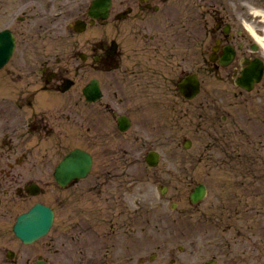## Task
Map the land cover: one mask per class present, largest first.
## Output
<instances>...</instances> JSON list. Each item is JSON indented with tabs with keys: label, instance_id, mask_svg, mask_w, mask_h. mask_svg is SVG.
<instances>
[{
	"label": "flooded vegetation",
	"instance_id": "af4514ba",
	"mask_svg": "<svg viewBox=\"0 0 264 264\" xmlns=\"http://www.w3.org/2000/svg\"><path fill=\"white\" fill-rule=\"evenodd\" d=\"M91 2L79 1L77 14L65 22L68 0H23L24 13H31L16 15L14 20L39 21L34 39H29L33 54L29 56L28 48L23 52V60L29 64L25 78L14 60L25 33L3 26L11 29L16 44L12 57L0 69V87L9 88L0 89V222L10 223L9 230L0 228V264H35L38 259L48 264H134L127 251L128 233L122 236L127 243L120 253L114 238L109 246L96 249L95 245L105 243L103 239L114 232L116 221L125 227L131 222L121 218L127 214L120 215L118 204L127 200L131 188L128 165L136 156L133 151L138 150L150 168V151L161 152L155 143L145 148L147 142L160 140L156 136L148 139L142 135L143 129L159 131L163 123L158 119L164 115L166 103L174 110L164 119L161 131L169 122L175 123L180 116L178 105L208 89L205 81L213 77L215 69L224 71L244 92H264V0H110L105 17L89 14ZM11 3L20 8V3ZM183 14L187 15L185 23ZM192 14L195 19L200 15L206 27L200 37L197 24L187 25ZM186 26L194 30L190 36L194 44L187 48L193 56L187 57L196 67L177 74L175 69L181 65L176 58L169 59L155 74L159 75L158 85L152 80L149 86L150 72H156L157 64L173 50L171 42L188 30ZM43 29L45 37H37ZM87 32L91 33L85 35ZM169 71L173 74L168 75ZM9 82L16 86L12 89ZM194 89H199L197 94H186ZM7 91L10 96L4 95ZM105 141L114 145L106 147L102 145ZM92 145L98 148L99 157ZM75 150L91 155L87 172L83 157ZM118 161L122 166L118 167ZM87 182L98 190L97 195L106 190L110 205L104 203L109 211L104 219L113 227L107 236L87 230L90 217L70 223L75 203H90L83 195ZM47 195L58 197L59 203L50 202ZM35 203L48 205L55 215L52 228L57 232L50 234L51 228L42 239L46 254L31 249L38 241L24 243L13 230L12 220ZM59 214H65L60 227L56 226ZM94 232L97 243L91 236ZM69 238L75 241L64 240ZM143 261L139 257L137 264Z\"/></svg>",
	"mask_w": 264,
	"mask_h": 264
},
{
	"label": "rangeland",
	"instance_id": "374dc122",
	"mask_svg": "<svg viewBox=\"0 0 264 264\" xmlns=\"http://www.w3.org/2000/svg\"><path fill=\"white\" fill-rule=\"evenodd\" d=\"M12 1L20 3V8L15 9ZM68 1L70 9L65 22L77 14L76 5L81 0ZM0 5L6 7L0 8V28L11 25L25 33V40H21L14 59L17 68H21L20 76L25 78L29 64L23 60V52L28 48L29 56L33 54L31 40L35 37L39 21L27 18L17 23L14 20L16 15L29 16L31 13H24L23 0H0ZM198 16L199 19H195L196 15L192 14V20H187V25L188 22L197 24L195 28L200 37L206 27ZM186 18L187 15L183 14L182 23L186 22ZM193 33L190 26L171 42L173 50L168 51V55L157 64L155 73L150 72L149 86L152 80L154 86L158 85L156 80L159 75L155 74L165 67L169 59L176 58V64L181 65L175 69L177 74L196 67L187 57L193 56L189 54L191 50H187L194 44L190 37ZM39 36L45 37V29ZM47 39H55V36H47ZM200 41H197L199 45ZM163 48L166 51L168 47L164 45ZM171 74L173 72L169 71L168 75ZM10 80L14 81L15 77L10 76ZM9 83L12 89L16 86ZM205 83L209 88L202 89L193 100L183 99L180 104L176 103L179 104L180 116L175 123L169 122L164 132L161 131L162 126L174 110L171 104L166 103L164 115L158 119L160 124L163 123L159 131L144 126L147 131L143 129L142 135L148 139L156 136L160 140L147 142L145 148L155 143L161 149V160L155 168L146 167L144 158L137 154L140 152L133 151L136 156L128 165L131 188L126 193L127 200L118 204L120 215L127 214L121 218L131 222L125 227L123 222L116 221L114 232L103 239L105 243L98 244L94 234L97 231L102 237L112 231L111 221L104 219L109 213L107 206L110 203L105 199V189L97 195L98 190H92L87 182L83 195L90 203L76 202L71 209L70 223L76 224L78 220L90 217L87 230H95L91 236L96 240V249L98 245L109 246L111 238H114L120 253L127 243L122 236L128 233L131 238L127 251L134 257V264L139 257L144 258L143 264H204L213 257L217 258V264H264V92L258 95L256 90L244 92L233 85L230 76L218 69ZM4 95L10 96L8 91ZM88 111L86 108L85 112ZM139 134L136 133L135 137ZM184 138L192 140L187 148L183 146ZM104 144L109 147L114 142L105 141ZM91 149L99 157L98 148L92 145ZM117 164L122 166L121 161ZM200 181L207 184L208 193L202 201L194 204L189 199V193ZM164 186L166 191L161 193ZM62 196L65 197V193ZM46 197L50 202L55 200L59 203L56 196ZM174 201L175 207H172ZM64 215L59 214L56 218V226H61ZM96 217L98 220L94 222ZM8 227L9 222H0V228L9 230ZM56 232L52 228L50 234ZM103 232L105 234H101ZM64 240L75 241L71 238ZM41 241L31 245V249L46 254V246ZM151 253L156 256L149 260Z\"/></svg>",
	"mask_w": 264,
	"mask_h": 264
},
{
	"label": "water",
	"instance_id": "95a60500",
	"mask_svg": "<svg viewBox=\"0 0 264 264\" xmlns=\"http://www.w3.org/2000/svg\"><path fill=\"white\" fill-rule=\"evenodd\" d=\"M10 45L11 42L9 40H7L6 45V43L3 42V39L0 38V65L6 61L11 53L12 49L9 47ZM4 46H6V48ZM151 158V163H156L158 154L154 153ZM206 192V185L201 183L195 187L190 197L193 202H197L205 197ZM52 219L53 213L50 208L36 205L29 212L23 213L19 216L14 229L24 241H32L46 233L52 223ZM38 264L43 263L38 262Z\"/></svg>",
	"mask_w": 264,
	"mask_h": 264
}]
</instances>
